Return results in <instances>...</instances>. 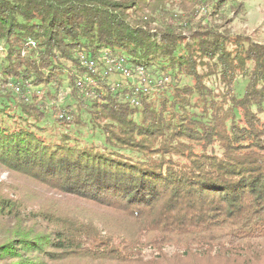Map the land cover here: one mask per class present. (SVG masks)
<instances>
[{
  "label": "trees",
  "instance_id": "16d2710c",
  "mask_svg": "<svg viewBox=\"0 0 264 264\" xmlns=\"http://www.w3.org/2000/svg\"><path fill=\"white\" fill-rule=\"evenodd\" d=\"M201 2L234 6L0 0V170L25 183L0 184V264H264V44L197 19ZM104 52L173 88L89 73ZM66 84L88 98L70 121L48 105Z\"/></svg>",
  "mask_w": 264,
  "mask_h": 264
},
{
  "label": "rangeland",
  "instance_id": "374dc122",
  "mask_svg": "<svg viewBox=\"0 0 264 264\" xmlns=\"http://www.w3.org/2000/svg\"><path fill=\"white\" fill-rule=\"evenodd\" d=\"M230 2L234 5L233 9H229L230 5H227L226 17L223 20H216L211 18L210 16V8L209 11H203L205 5L208 6V3L201 2V9L197 8L194 11V15L197 16V19H200L204 22H213L214 25L220 28L221 31L232 32L235 34H242L245 36H249L252 40L264 44V0H230ZM198 5V4H197ZM196 5V6H197ZM211 5V4H210ZM200 6V5H199ZM211 7V6H210ZM168 8L171 9L172 13L178 14L179 16H185V12L177 6L176 3H169ZM207 9V8H206ZM199 10V12H198ZM201 11V12H200ZM204 19V20H203ZM164 22H173L171 17L164 19ZM156 25V24H155ZM157 26L158 23H157ZM35 45V42H33ZM5 45L0 41V71L3 62V58L5 56ZM88 58V59H87ZM94 61L95 65H89L91 60ZM82 62L84 66H87L89 73H99L104 76H108L109 81L113 85L121 84L122 86L133 89L134 93H147L151 96V99L159 98L163 93H166L167 90L173 88V82L170 77L159 74L156 68H151L150 70H146L143 66L142 68H138L136 66L130 65L127 61L121 60V57L116 54H111L108 52H104L101 56L96 59L88 56H82ZM122 65L123 67L130 69L134 75L130 77H125L124 74L120 71H116V65ZM118 70V69H117ZM153 70V71H151ZM155 70V71H154ZM140 72L144 71L142 74L147 78L148 83L144 82V79L140 78ZM86 78L79 81L78 86L81 87L82 90L87 89L86 87H94L96 86V82L94 78L89 76L88 73L85 74ZM90 80V81H89ZM92 81V82H91ZM152 81V82H151ZM188 81L187 78H183L182 83H186ZM90 82V83H89ZM85 83V84H84ZM11 88H14L15 91H18L19 88H16L15 85H9ZM53 93L56 94V99L54 101H50L49 106L58 104L57 106H68L67 109L60 111L61 117H64L65 120L70 121L72 116L78 112V108L82 107L88 101V98H85L81 91H78L82 96L84 101L79 102L75 99V97L71 96V88L66 84L60 88L51 89ZM44 89L39 94H43ZM138 102V101H137ZM61 108H59L60 110ZM63 109V108H62ZM86 117V114H84ZM47 119L50 121L48 125H52L53 116L49 115ZM13 182L14 185L24 186V182L16 183L15 177L10 173L0 170V184L2 188H7ZM10 183V184H9ZM28 205H33L35 200H31L29 196H25ZM32 203V204H31ZM30 207V206H29ZM175 264H221L218 261H207L202 260L200 258H183L181 260H177Z\"/></svg>",
  "mask_w": 264,
  "mask_h": 264
},
{
  "label": "built area",
  "instance_id": "2783aa9c",
  "mask_svg": "<svg viewBox=\"0 0 264 264\" xmlns=\"http://www.w3.org/2000/svg\"><path fill=\"white\" fill-rule=\"evenodd\" d=\"M203 1V0H202ZM95 65L96 63L94 62V61H91V62H89V65ZM116 68L118 69H116V71H120V72H122L123 74H124V76L125 77H130V76H133L134 75V73L130 70V69H127V68H125V67H123L122 65H116ZM139 73H140V78L141 79H144V82H146V83H148V82H150V81H148L147 80V78L146 77H144L142 74H144V71L143 72H140L139 71ZM90 81V80H89ZM92 82V81H91ZM152 82V81H151ZM78 84H79V82H78Z\"/></svg>",
  "mask_w": 264,
  "mask_h": 264
},
{
  "label": "bare ground",
  "instance_id": "6f19581e",
  "mask_svg": "<svg viewBox=\"0 0 264 264\" xmlns=\"http://www.w3.org/2000/svg\"><path fill=\"white\" fill-rule=\"evenodd\" d=\"M88 59V58H87ZM91 60V59H90ZM92 61V60H91Z\"/></svg>",
  "mask_w": 264,
  "mask_h": 264
}]
</instances>
